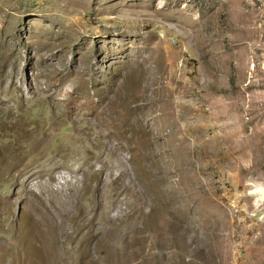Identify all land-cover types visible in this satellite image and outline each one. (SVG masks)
Segmentation results:
<instances>
[{
	"label": "rangeland",
	"instance_id": "rangeland-1",
	"mask_svg": "<svg viewBox=\"0 0 264 264\" xmlns=\"http://www.w3.org/2000/svg\"><path fill=\"white\" fill-rule=\"evenodd\" d=\"M0 264H264V0H0Z\"/></svg>",
	"mask_w": 264,
	"mask_h": 264
},
{
	"label": "bare ground",
	"instance_id": "bare-ground-1",
	"mask_svg": "<svg viewBox=\"0 0 264 264\" xmlns=\"http://www.w3.org/2000/svg\"><path fill=\"white\" fill-rule=\"evenodd\" d=\"M96 116V115H95Z\"/></svg>",
	"mask_w": 264,
	"mask_h": 264
}]
</instances>
